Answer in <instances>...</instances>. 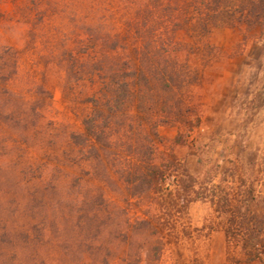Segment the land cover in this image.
Instances as JSON below:
<instances>
[{
    "label": "rangeland",
    "instance_id": "1",
    "mask_svg": "<svg viewBox=\"0 0 264 264\" xmlns=\"http://www.w3.org/2000/svg\"><path fill=\"white\" fill-rule=\"evenodd\" d=\"M132 9L127 0H0V264H134L138 256L142 264H264L246 263L227 244L229 215L216 211L249 188L264 202V42L242 45L232 29L212 33L215 57L198 66L192 104L200 125L183 130L179 146H171L176 127L158 130L165 143L159 149H172L177 159L160 196L137 205L109 189L111 219L94 239L89 188L42 193L51 201L42 206L31 199L36 181L25 172L44 161L47 132L57 142L63 132L80 130V110L64 97V55L89 49L90 29L121 32ZM181 167L194 186L179 197ZM39 173L46 178L50 167ZM253 212L264 216V205ZM154 215L159 231L131 236L130 225ZM39 223L42 243L30 244L23 235L32 238L29 228ZM155 241L162 243L156 254Z\"/></svg>",
    "mask_w": 264,
    "mask_h": 264
},
{
    "label": "trees",
    "instance_id": "2",
    "mask_svg": "<svg viewBox=\"0 0 264 264\" xmlns=\"http://www.w3.org/2000/svg\"><path fill=\"white\" fill-rule=\"evenodd\" d=\"M127 5L133 11L121 32L90 29V48L80 46L64 55V97L80 110V130L63 132L57 142L47 132L44 161L25 172L29 181H36L30 195L41 206L51 204L42 193L90 189L91 239L111 219L109 189L127 194L137 205L161 195L177 159L172 149H159L165 143L158 130L176 127L171 146H179L182 131L200 125L192 89L200 82L198 66H208L215 57L212 33L228 28L241 35L242 45L264 42V0H127ZM49 167L46 178L38 174ZM181 168L185 180L175 184L179 197L181 189L187 194L194 186ZM234 200L225 198L216 209L229 215L227 244L238 247L246 263H264V216L253 212L264 202L251 188ZM41 225H31L33 237L25 234V241L42 243ZM160 226L159 217H147L130 225L131 236H152ZM116 235L126 240L122 232ZM155 244L156 254L162 243ZM134 264H142L140 256Z\"/></svg>",
    "mask_w": 264,
    "mask_h": 264
}]
</instances>
